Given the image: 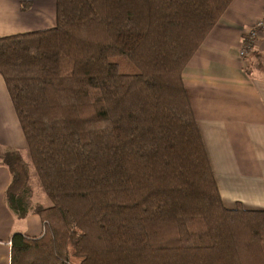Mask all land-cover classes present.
Returning <instances> with one entry per match:
<instances>
[{
    "label": "trees",
    "instance_id": "1",
    "mask_svg": "<svg viewBox=\"0 0 264 264\" xmlns=\"http://www.w3.org/2000/svg\"><path fill=\"white\" fill-rule=\"evenodd\" d=\"M231 1L55 0L53 27L0 36L50 201L32 207L25 160L0 147L8 209L42 222L11 235L9 264H264V209L223 203L182 78Z\"/></svg>",
    "mask_w": 264,
    "mask_h": 264
},
{
    "label": "crops",
    "instance_id": "2",
    "mask_svg": "<svg viewBox=\"0 0 264 264\" xmlns=\"http://www.w3.org/2000/svg\"><path fill=\"white\" fill-rule=\"evenodd\" d=\"M24 1L29 5L22 9ZM55 14V0H0V36L53 27ZM262 15L264 0H232L182 72L218 190L231 208L240 202L246 209H264V29L253 56L239 55L246 29ZM0 110L12 123L0 143L27 158L1 75ZM4 121L0 119V135ZM9 180L8 169L0 165V264H9L8 242L14 232L33 237L42 231L38 214L29 211L18 218L8 209L4 197Z\"/></svg>",
    "mask_w": 264,
    "mask_h": 264
},
{
    "label": "rangeland",
    "instance_id": "3",
    "mask_svg": "<svg viewBox=\"0 0 264 264\" xmlns=\"http://www.w3.org/2000/svg\"><path fill=\"white\" fill-rule=\"evenodd\" d=\"M263 16L264 15H262L258 19L262 18ZM256 20H254V21H256ZM249 27L246 30H248ZM0 119L5 120L4 121V125H5L4 132L0 135L1 137H3L8 131L11 130L12 123H11L10 119L7 117V114L2 110H0ZM0 147L5 148V146L2 145L1 143H0ZM24 160H25V163L27 164V172L29 175V188L31 190L30 196H28L29 202L32 205V207L35 205H41L42 207H44V206L47 207V205H50V201L43 191V188L39 182V179H38V177H37V175H36V173L32 167V163L30 161L29 156L27 158H25ZM4 167L6 168V166H4ZM9 243L11 244V242H8V244Z\"/></svg>",
    "mask_w": 264,
    "mask_h": 264
},
{
    "label": "built area",
    "instance_id": "4",
    "mask_svg": "<svg viewBox=\"0 0 264 264\" xmlns=\"http://www.w3.org/2000/svg\"><path fill=\"white\" fill-rule=\"evenodd\" d=\"M264 29V16L260 19H257L254 21L248 30H246L245 35L249 38V42L246 43V45H243L239 49V55L242 57H246L250 50L252 49V45L254 44L257 36L260 34V32Z\"/></svg>",
    "mask_w": 264,
    "mask_h": 264
}]
</instances>
